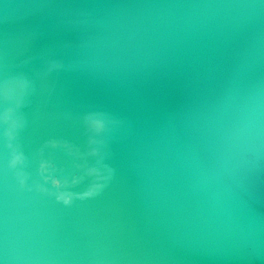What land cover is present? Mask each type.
Wrapping results in <instances>:
<instances>
[{"label":"water","instance_id":"obj_1","mask_svg":"<svg viewBox=\"0 0 264 264\" xmlns=\"http://www.w3.org/2000/svg\"><path fill=\"white\" fill-rule=\"evenodd\" d=\"M0 264H264V0H0Z\"/></svg>","mask_w":264,"mask_h":264},{"label":"clouds","instance_id":"obj_2","mask_svg":"<svg viewBox=\"0 0 264 264\" xmlns=\"http://www.w3.org/2000/svg\"><path fill=\"white\" fill-rule=\"evenodd\" d=\"M55 183H56L57 186L60 185V181H59V180L55 181ZM66 202H67V201H66Z\"/></svg>","mask_w":264,"mask_h":264}]
</instances>
